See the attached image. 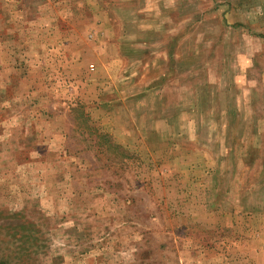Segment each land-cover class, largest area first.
<instances>
[{"label": "rangeland", "instance_id": "obj_1", "mask_svg": "<svg viewBox=\"0 0 264 264\" xmlns=\"http://www.w3.org/2000/svg\"><path fill=\"white\" fill-rule=\"evenodd\" d=\"M0 264H264V0H0Z\"/></svg>", "mask_w": 264, "mask_h": 264}]
</instances>
